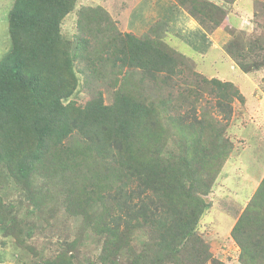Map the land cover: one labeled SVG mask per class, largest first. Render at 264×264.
<instances>
[{
  "label": "trees",
  "instance_id": "16d2710c",
  "mask_svg": "<svg viewBox=\"0 0 264 264\" xmlns=\"http://www.w3.org/2000/svg\"><path fill=\"white\" fill-rule=\"evenodd\" d=\"M77 1L14 0L7 17L10 47L0 59V166L30 190L41 186L38 197L32 193V214L46 205L42 190L54 192L53 185L68 212L83 217L82 239L104 242L100 264H227L210 253L198 230L233 152L225 136L233 104L245 106L246 96L232 82L196 72L189 57L166 42L164 21L141 38L121 33L102 8L82 7L80 34L67 39L63 22ZM174 1L205 29L230 34L224 48L242 72L264 67L262 39L251 40L253 34L228 22L238 0ZM85 55L88 73L108 85L116 87L108 74L138 78L115 90L111 105L100 90L85 106L68 102ZM170 87L178 89L176 97L149 94ZM206 94L214 115L199 106ZM2 209L8 208L0 199V224ZM139 232L148 240L132 244ZM231 237L241 264H264V179ZM80 246V240L66 242L47 264H95Z\"/></svg>",
  "mask_w": 264,
  "mask_h": 264
},
{
  "label": "rangeland",
  "instance_id": "374dc122",
  "mask_svg": "<svg viewBox=\"0 0 264 264\" xmlns=\"http://www.w3.org/2000/svg\"><path fill=\"white\" fill-rule=\"evenodd\" d=\"M77 3L76 9L63 22L62 34L67 39L73 40L80 34L77 13L82 7L102 8L116 21L121 33L130 32L141 38L147 36V32L155 23L164 21L168 25L166 42L186 54L196 72L207 78L216 77L222 82H232L246 96L247 106L238 101L233 104V120L225 134L233 144V152L207 197L211 207L201 220L198 230L199 236L216 258L227 264H241L240 250L233 241L231 232L264 179V67L248 74L242 72L224 48L231 39L230 34L223 28L205 29L186 9L176 6L174 0H78ZM13 4L14 0H0V59L10 47L7 17ZM228 17L229 24L232 23L236 30L253 34L251 40L262 39L261 45L264 46V0H239ZM154 38L152 33L151 39ZM253 54L254 52L251 53ZM85 59L86 55L79 60L77 68L83 71L78 72L79 84L68 102L73 101L77 105L85 106L97 96V90H100L105 103L111 105L114 100L113 92L121 86H128L138 78L131 76L130 72L125 76L108 74L107 80L116 84V87H113L108 85L100 74L91 76L86 68L88 61ZM242 60L247 62L246 59ZM93 65L91 62L92 73ZM88 77L93 80L88 82ZM183 77L189 79L192 76L184 74ZM181 86L186 88L183 84ZM170 93L172 98L176 97L179 91L171 87L149 90L152 98H165ZM213 104L211 96L206 94L199 106L214 115L216 113L212 110ZM187 107L188 104L184 109ZM249 128L252 134H241ZM257 133L262 134L259 144L262 149L261 152L258 151V158L253 159L249 150L253 149L257 142ZM247 139L253 140L254 144ZM248 159L251 162L246 163ZM41 180L40 178L38 185L42 184ZM40 188L41 186H35V189L30 190V187L18 184L7 169L0 166V199L8 208L2 209L4 221L0 224V264H47L60 251L61 245L75 240H80L83 247L80 246L79 250L81 249L84 255L94 259L95 264H98V261L100 264L99 256L104 242L97 237L98 241L91 243L90 241L94 240L91 236L82 239L81 230L85 225L83 217L68 212L64 198L53 185H50V188L54 192L49 193V189L42 190V193L48 195L44 198L46 205L38 212L31 213L34 208L33 201H36L32 193L35 192L38 197ZM53 195L57 197L53 198ZM6 227L10 229L6 230ZM147 240V235L139 232L131 243L139 244ZM75 255L78 259L84 256L80 252Z\"/></svg>",
  "mask_w": 264,
  "mask_h": 264
},
{
  "label": "crops",
  "instance_id": "0c3cea01",
  "mask_svg": "<svg viewBox=\"0 0 264 264\" xmlns=\"http://www.w3.org/2000/svg\"><path fill=\"white\" fill-rule=\"evenodd\" d=\"M238 2H239V0H238ZM234 5H237V2L234 4ZM235 7V6H234ZM253 12V11H252ZM251 12V13H252ZM245 13H247V12H245ZM245 106H247V105H245ZM241 134H243V135H245V136H247L248 134H252V132H251V128H249V129H247V130H245L243 133H241ZM261 133H257V142H256V144H254V142H253V140H248V142H251L252 144H254V148L253 149H250L249 150V152H251V157L253 158V159H257L258 157H257V154H258V151H260L261 152V147H260V145L259 144H261Z\"/></svg>",
  "mask_w": 264,
  "mask_h": 264
},
{
  "label": "clouds",
  "instance_id": "9594fccd",
  "mask_svg": "<svg viewBox=\"0 0 264 264\" xmlns=\"http://www.w3.org/2000/svg\"><path fill=\"white\" fill-rule=\"evenodd\" d=\"M216 78V77H215ZM210 79H212V78H210ZM217 79H219V78H217ZM219 80H221V79H219ZM222 81V80H221ZM254 197V196H253Z\"/></svg>",
  "mask_w": 264,
  "mask_h": 264
}]
</instances>
